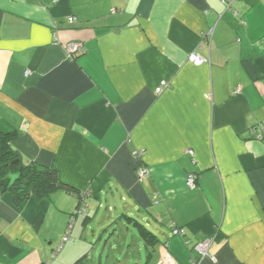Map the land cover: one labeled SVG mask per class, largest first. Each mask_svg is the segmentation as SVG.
Returning a JSON list of instances; mask_svg holds the SVG:
<instances>
[{
    "label": "crops",
    "instance_id": "1",
    "mask_svg": "<svg viewBox=\"0 0 264 264\" xmlns=\"http://www.w3.org/2000/svg\"><path fill=\"white\" fill-rule=\"evenodd\" d=\"M262 124L264 0H0V128L78 192L0 195V264H70L75 243L52 256L80 194L91 221L155 233L144 264H194L208 238L198 264H264Z\"/></svg>",
    "mask_w": 264,
    "mask_h": 264
},
{
    "label": "rangeland",
    "instance_id": "2",
    "mask_svg": "<svg viewBox=\"0 0 264 264\" xmlns=\"http://www.w3.org/2000/svg\"><path fill=\"white\" fill-rule=\"evenodd\" d=\"M105 210L106 208L101 209V212ZM121 213V211L115 212L113 214L114 221L110 220L107 223L100 222V217H97L87 224L85 232L82 231L83 227H81L80 232L82 233L71 234L65 248L52 261L58 260L68 247H72V244L75 243L77 244L76 247L80 246V248H76L79 254H71L70 264H144L146 261L144 239L139 237V230L134 225L125 220L121 222L123 224L117 223ZM60 243L61 241L59 245ZM131 251L135 254L140 251V254H136V258L125 261L127 255H131ZM80 257H84L82 262L76 263Z\"/></svg>",
    "mask_w": 264,
    "mask_h": 264
},
{
    "label": "trees",
    "instance_id": "3",
    "mask_svg": "<svg viewBox=\"0 0 264 264\" xmlns=\"http://www.w3.org/2000/svg\"><path fill=\"white\" fill-rule=\"evenodd\" d=\"M82 53L74 55L73 58H77ZM16 136L17 133L15 131L2 130L0 128V175H4L7 173L8 170L7 164L9 162H14L17 160L19 161H17L13 165V170L17 171L19 169H22L23 172L22 179L18 181L15 184L14 188L12 189L14 200L17 204H20L30 196H34L39 200H43V199L49 200L52 199L53 195L59 190L75 192V188H73V186L63 182L59 178L55 168L50 166H45L35 161H30L26 165H23L13 146V141ZM77 193L78 192L76 191L75 194ZM79 197H80L79 204L77 205V209L73 212V214L78 212V210H80V206H82L84 203L82 201L81 194L79 195ZM73 220H74V216L71 220L72 222L68 224L66 233L64 235L67 234L70 224H72L73 226ZM90 222H91L90 215L84 213L83 224L87 225ZM138 224L140 225L139 230L141 231V236L144 239L146 248L150 252L153 246L155 245V243L158 241V237L145 225H143L142 223L140 224V221L138 222ZM71 230L68 233L69 237L71 235ZM67 241H69V239ZM66 243L67 242H65V244ZM60 251L57 254H59ZM57 254L52 258H55ZM83 258L84 257H80L76 261V263L82 262Z\"/></svg>",
    "mask_w": 264,
    "mask_h": 264
},
{
    "label": "built area",
    "instance_id": "4",
    "mask_svg": "<svg viewBox=\"0 0 264 264\" xmlns=\"http://www.w3.org/2000/svg\"><path fill=\"white\" fill-rule=\"evenodd\" d=\"M234 0H223L224 3H231ZM71 20H74L73 18H71ZM68 51H69V55L70 57H74V55L80 54L84 51V46L81 42H72L70 43L68 46ZM189 61L195 65H200L203 62V58L197 54H192L189 57ZM29 72V70L27 71V73ZM168 86V82L167 81H162L160 83V85L157 87L156 92L159 94L163 91L164 88H166ZM252 133L255 135L256 138L258 139H263L264 138V124L258 126L257 128H253L252 129ZM189 152H192V150H189ZM140 155V153L138 154V156ZM149 175V171L144 168L141 167L138 169V176L139 178H144L147 177ZM197 174L193 173V172H189L187 175V185L189 188H194L197 185ZM79 213H84L82 210H78ZM72 227V224H70L68 232L66 235L63 236L62 238V242L60 243L57 251L53 254L52 257H54L65 245V242H67L69 235L68 233L70 232ZM213 238H208L204 241H201L199 243H197L194 246V249H196L200 254V259L196 260L194 262V264H198L200 260H202L203 258L210 256V249L213 243ZM44 264H50V261H45Z\"/></svg>",
    "mask_w": 264,
    "mask_h": 264
},
{
    "label": "water",
    "instance_id": "5",
    "mask_svg": "<svg viewBox=\"0 0 264 264\" xmlns=\"http://www.w3.org/2000/svg\"><path fill=\"white\" fill-rule=\"evenodd\" d=\"M19 161V160H17ZM9 162L7 164L8 170L4 175H0V195H3L7 191H10L14 188L15 184L22 179L23 172L22 169L17 171L13 170V165L17 162Z\"/></svg>",
    "mask_w": 264,
    "mask_h": 264
}]
</instances>
